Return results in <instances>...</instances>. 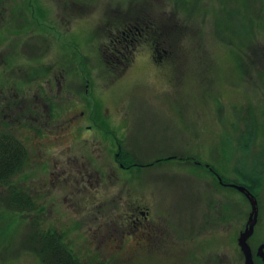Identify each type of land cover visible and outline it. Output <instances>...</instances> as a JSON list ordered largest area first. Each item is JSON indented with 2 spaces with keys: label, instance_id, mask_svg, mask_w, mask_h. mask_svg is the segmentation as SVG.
Wrapping results in <instances>:
<instances>
[{
  "label": "rangeland",
  "instance_id": "374dc122",
  "mask_svg": "<svg viewBox=\"0 0 264 264\" xmlns=\"http://www.w3.org/2000/svg\"><path fill=\"white\" fill-rule=\"evenodd\" d=\"M245 1L0 0L4 51L16 40L8 20L55 25L44 57L57 68L64 63L67 115L77 126L103 120L111 129L113 124L121 141L123 136L132 141L122 145L135 157L160 159L120 170L112 161L111 136L100 131L95 135L100 156L92 157L89 171L96 170L100 181L92 174L83 188L71 171L72 160L66 162L67 156L80 160L81 133L71 126L64 130L65 143L46 139L51 153L41 156L30 153L36 141L27 136L28 160L12 183L31 195L37 209L12 212L0 201V264H41L25 246L38 226L62 233L83 264L193 263L178 257V238L183 248L214 247L212 256L223 253L224 264H243L236 238L250 204L239 191L217 184L204 166L224 181L251 186L254 176L260 179L255 235L264 240V0ZM230 9L236 14L229 15ZM141 20L155 26L149 35L171 42L170 54L152 58L154 39L140 38L125 69L115 56L107 64L109 33ZM88 141L82 146L91 149ZM190 156L198 162H189ZM61 157L64 186L61 175L54 180L63 167L53 164ZM6 193L0 184V199ZM124 205L149 209L147 240L136 228L120 236ZM248 243L254 252L258 243Z\"/></svg>",
  "mask_w": 264,
  "mask_h": 264
},
{
  "label": "flooded vegetation",
  "instance_id": "af4514ba",
  "mask_svg": "<svg viewBox=\"0 0 264 264\" xmlns=\"http://www.w3.org/2000/svg\"><path fill=\"white\" fill-rule=\"evenodd\" d=\"M7 22L8 24H11V22L14 23L13 26L16 28V34L12 35V37L14 36L16 40L13 41L11 46H8V50L4 51L5 46H2L3 48L0 49V54L2 53V51H4V53L0 55V144L3 143L4 138L8 136V138L12 139L10 143L13 142V144L16 145V150L18 152L20 150V144H22L27 154H29L30 151L27 147L26 138L27 136H30L32 140L35 139L36 141L33 142V144L35 145V151H31L30 153H36L40 156L43 154L47 155L51 153V150L50 147L48 148L46 146L44 141L46 139L51 140L52 138L60 137L64 139L65 143L68 138L64 136V130L74 127L75 130L81 133L83 142L90 139V141L88 142L91 143V149H88L82 146V144L84 143L81 142L80 160L77 156H71L70 158L69 156H67L66 158V162L68 160H72L73 163L71 164V166L75 168L71 171L76 174V183L83 188L86 187L85 183L87 181V178L93 176L92 174H94L96 177V179L94 180L95 183L100 181V177L96 170L91 168L95 172H89L91 171L90 167L92 165L90 163V160H92V157H94L95 155H98V157L100 156V152L98 151V149H101L98 144L100 141H97V139H95V135H99L100 131L103 132L104 138L105 136H111V149L113 150L112 161L115 165L117 164L118 169L125 170L127 172V170H129L131 167L150 166L154 162H159L160 159L157 156H153L152 159H149L148 161H146V158L145 162H143L144 160L135 157L132 150H128L122 145L125 143V145L127 146L129 142L132 146V141H130V139L126 136H123L121 137L123 141L122 142L121 139H119L115 134V130L113 131V124H111V129L106 126L105 121H96L95 119L91 118L92 120L89 124H86L84 126H77V122L73 121V119L76 120V118L74 116L68 117L69 115H67V113L69 111L67 106L65 105L67 98L64 96V63L61 65V67L57 68L53 63H50L49 60L44 57L46 55L49 42H52L48 39L49 36H53L51 33L52 31L50 30L53 29L55 25L51 24L50 26H48L46 24L47 21H45V23H33L32 21L8 20ZM61 24L64 23L61 22ZM136 25H139L141 29L136 27ZM142 25L147 27L144 20H141L133 23H128L120 30L115 32L114 35L111 34L113 33L112 31L111 33H109L110 38H112L111 43H113L114 48V50L109 51L111 58L115 56V58L117 59H123L127 56V54L132 55L134 53V49H136L133 41L140 37L153 38V35L148 36V33L144 30V27ZM4 26V20H0V29ZM29 31L31 32V34L23 37V35ZM36 31L40 33L37 34ZM161 37L163 40V36ZM161 37L158 34L157 39L160 40ZM10 41H8V43ZM122 48L124 49V51L122 50ZM24 51L25 53H22ZM26 53L27 58H25L26 56H21L22 54ZM167 54H170V52H167L162 48L151 50L152 58H160ZM20 60L25 61L26 63H28V65L21 66V68ZM104 115L105 117L110 118L109 115ZM126 125L127 123H124V133L127 130ZM101 126H103V131L102 128H100ZM21 130L28 131L29 135L23 136ZM141 157L143 158L145 156ZM167 157L170 158L171 156L167 155L164 158ZM186 158H189V162H198L194 158H191V156ZM85 162L88 164V166H86ZM60 163L63 167L61 169V174H59L58 177H56L55 175L54 180L58 181V178L61 175L64 186V159H62L61 157L60 162H55L53 164V167H58ZM45 165H48L47 162L45 163ZM204 167L210 173L214 181H216V183L221 185L222 187L236 190L232 185H240L239 183L233 181H224L222 177L215 170H213V168L209 167L208 165H205ZM249 192L257 201L258 213L253 232L248 237L247 243L250 239H252L255 243H258L254 252L249 243L248 245L251 248L254 263L264 264V247L258 253V248L264 245V240H257L255 235L258 227V221L261 219L259 216L260 212L258 208V199L251 191ZM242 194L244 195V193ZM244 197L247 198L245 195ZM140 208V205L132 207L124 205V207L122 206V208H119V210L124 209V211H122L123 215L119 219L120 227L123 229L122 232L119 231L121 233L120 236L129 235L128 231L136 228L140 229V234L143 232L147 240L148 228L151 227L150 211L148 208ZM250 212L251 206L243 228L238 232L236 242L240 233L246 227ZM112 225L115 228V225L118 226L116 222H114ZM154 226L155 225L153 224V227ZM179 239L180 238H178L177 241V245L179 246L177 247L178 257L183 255L187 256V258H190V260H192L193 263L191 264H224L225 255L223 253H221V255L220 253H217L220 256V258L218 259L215 258L217 257V255H215V257L212 256V251L213 249H215L214 247H201L196 243H191L189 248H183L180 246L181 240Z\"/></svg>",
  "mask_w": 264,
  "mask_h": 264
},
{
  "label": "trees",
  "instance_id": "16d2710c",
  "mask_svg": "<svg viewBox=\"0 0 264 264\" xmlns=\"http://www.w3.org/2000/svg\"><path fill=\"white\" fill-rule=\"evenodd\" d=\"M243 1L245 4H248L245 0ZM234 12L236 14L237 11H235L234 9H230L229 15L233 14ZM144 22L147 27L143 25L142 26L149 35L148 30H153L155 26L150 20H146ZM224 26L227 27L225 24ZM136 27L141 29L139 25H136ZM243 30L246 32L247 26H244ZM240 32L243 33L242 30H240ZM140 38L147 39L144 37ZM140 38L133 41L135 47L138 45V43L141 42ZM152 39H154L152 46L153 50L162 48L167 51L166 46L171 43L169 40L164 38V35L163 40H158L157 37H153ZM111 40L112 38H110L109 41V45H111L110 49L114 50L113 43H111ZM122 50L124 51L123 48ZM131 56L127 55L125 58H123L122 69H125L127 67ZM103 58L105 62H107V64H111V57L103 56ZM252 123L254 124L255 128H257L256 131L260 129L256 124L255 120L252 121ZM10 141H12V139L6 136L4 138V142L0 144V184L7 186V193L0 199V201L9 211L12 212L25 213L28 211H34L35 209H37V207L34 200L31 198V195L23 187L12 183L13 176L23 170L28 160V154L22 144H20V150L18 152L16 150V145H14L13 142L10 143ZM250 182L252 183L251 186H248L245 183L239 184L245 186L256 196L255 189L261 186L260 179L254 176V178ZM25 246L28 250H31L33 253L39 256L41 264H83L80 259L76 256L74 251H72V249L64 241V235L54 230H43L39 226L35 227L33 233L28 237Z\"/></svg>",
  "mask_w": 264,
  "mask_h": 264
},
{
  "label": "water",
  "instance_id": "95a60500",
  "mask_svg": "<svg viewBox=\"0 0 264 264\" xmlns=\"http://www.w3.org/2000/svg\"><path fill=\"white\" fill-rule=\"evenodd\" d=\"M237 191L244 193V195L248 198L249 204L251 206V212L248 218V221L246 223L245 229L240 233L237 244L240 248V251L243 254L244 262L243 264H255L252 258V251L250 246L247 243L248 237L252 234L254 225L256 223L257 218V201L253 197V195L242 185H232ZM264 247V245L260 246L258 248V253L261 251V249Z\"/></svg>",
  "mask_w": 264,
  "mask_h": 264
}]
</instances>
